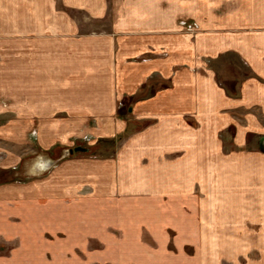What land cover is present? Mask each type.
Masks as SVG:
<instances>
[{"label": "crops", "instance_id": "crops-1", "mask_svg": "<svg viewBox=\"0 0 264 264\" xmlns=\"http://www.w3.org/2000/svg\"><path fill=\"white\" fill-rule=\"evenodd\" d=\"M0 264H264V0H0Z\"/></svg>", "mask_w": 264, "mask_h": 264}, {"label": "rangeland", "instance_id": "rangeland-1", "mask_svg": "<svg viewBox=\"0 0 264 264\" xmlns=\"http://www.w3.org/2000/svg\"><path fill=\"white\" fill-rule=\"evenodd\" d=\"M179 26L181 27V29H183V31L187 34H192L197 30V25L194 22H184L181 21L179 22ZM125 106L121 105V112L123 116H127L129 117V113L125 111ZM142 126H145L144 123L143 124H137L136 126H130V129H137L140 128ZM83 130V131H82ZM89 130V129H87ZM39 132H41V129H39ZM81 133L78 136H73V137H68L70 138V140L66 139L65 143H57V144H49L46 145L45 143H39L36 140V137H34V143L30 144L28 147L27 155H32V158H36L38 157H48L51 158L53 160H58L60 157H63L65 152L68 151L69 149H73L77 146H81L83 148H87L88 152L87 153H74L72 156H69L65 159H62L58 162L61 163L64 160H67L68 158H71L73 156H77L79 155H83V156H98V155H107L109 154V152L113 151L116 145V140H120L119 138L116 139H98L96 140V138L91 135V134H86L85 129H81ZM85 133V135H84ZM128 133V131H127ZM126 133V134H127ZM125 134V135H126ZM35 136V134H34ZM96 140V141H95ZM110 141H114V144L110 143ZM54 152L55 154H57V157H53L51 155V153ZM26 155V154H25ZM17 168H15L13 171H16ZM16 174V176H19L18 173H14Z\"/></svg>", "mask_w": 264, "mask_h": 264}, {"label": "water", "instance_id": "water-1", "mask_svg": "<svg viewBox=\"0 0 264 264\" xmlns=\"http://www.w3.org/2000/svg\"><path fill=\"white\" fill-rule=\"evenodd\" d=\"M88 149L83 148L81 146H77L73 149H69L65 152L63 157H60L58 160H53L48 157H36L32 158L31 160L25 161L24 164H26L29 168V170L33 173V176H39L43 175L45 173H48L53 167H55L58 162L62 159H65L69 156H72L74 153H87Z\"/></svg>", "mask_w": 264, "mask_h": 264}, {"label": "flooded vegetation", "instance_id": "flooded-vegetation-1", "mask_svg": "<svg viewBox=\"0 0 264 264\" xmlns=\"http://www.w3.org/2000/svg\"><path fill=\"white\" fill-rule=\"evenodd\" d=\"M51 155H52L53 157H57V154H55L54 152H52Z\"/></svg>", "mask_w": 264, "mask_h": 264}, {"label": "trees", "instance_id": "trees-1", "mask_svg": "<svg viewBox=\"0 0 264 264\" xmlns=\"http://www.w3.org/2000/svg\"><path fill=\"white\" fill-rule=\"evenodd\" d=\"M110 143L114 144V141H110Z\"/></svg>", "mask_w": 264, "mask_h": 264}]
</instances>
